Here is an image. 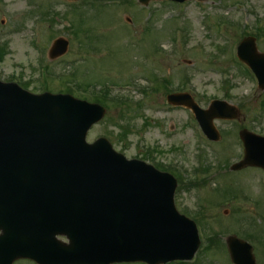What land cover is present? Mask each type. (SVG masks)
<instances>
[{
  "label": "rangeland",
  "instance_id": "374dc122",
  "mask_svg": "<svg viewBox=\"0 0 264 264\" xmlns=\"http://www.w3.org/2000/svg\"><path fill=\"white\" fill-rule=\"evenodd\" d=\"M81 2L0 0V50L5 52L0 79L29 83L28 91L36 94L67 93L65 77L73 72L77 73L72 88L89 85L99 92L105 84L123 85L111 87V95L129 104L119 109L108 102L110 111L92 128L89 142L107 138L129 159L143 160L148 149H155L156 162L187 172L186 186L177 188V208L191 219L199 216L206 237H217L214 248L199 252L192 264H232L222 242L232 235H249L251 230H258L261 248L255 245V257L264 264V172L256 168L229 172L228 168L243 156L241 131L264 136V91L236 57L242 33L264 27V0L183 5L152 1L147 7L138 0H100L93 2L99 5L75 12ZM59 38L70 42L68 53L51 61L48 52ZM257 45L264 53V37ZM152 76L162 83L156 92L150 89L156 82ZM165 87L186 89L203 108L214 99L225 100L239 108L244 119L242 123L216 121L222 136L220 143H210L189 111L169 107ZM78 94L74 95L83 98ZM120 125L128 130L127 141L120 140ZM220 165L223 169L217 172ZM205 167L212 168L200 176L207 184L187 185L196 170ZM227 199L235 201L225 203ZM200 236L203 250L208 243L201 230Z\"/></svg>",
  "mask_w": 264,
  "mask_h": 264
},
{
  "label": "water",
  "instance_id": "95a60500",
  "mask_svg": "<svg viewBox=\"0 0 264 264\" xmlns=\"http://www.w3.org/2000/svg\"><path fill=\"white\" fill-rule=\"evenodd\" d=\"M140 2L148 5L150 0ZM67 48V41L57 40L51 58ZM238 56L264 90V54L258 53L255 39L245 40ZM168 102L192 108L213 141L220 138L214 119L240 118L239 110L225 102H214L208 111L186 94L169 96ZM105 112L71 96L33 95L0 82V264L18 259L166 264L194 257L198 232L175 207L176 181L143 162L127 161L106 139L86 142L89 129ZM241 139L245 158L232 170L264 169V138L243 131ZM13 182L19 198L12 207L4 190L12 189ZM228 243L236 264H255L250 247L242 244L239 250L234 238Z\"/></svg>",
  "mask_w": 264,
  "mask_h": 264
},
{
  "label": "trees",
  "instance_id": "16d2710c",
  "mask_svg": "<svg viewBox=\"0 0 264 264\" xmlns=\"http://www.w3.org/2000/svg\"><path fill=\"white\" fill-rule=\"evenodd\" d=\"M5 52L3 50H0V61L4 59Z\"/></svg>",
  "mask_w": 264,
  "mask_h": 264
}]
</instances>
